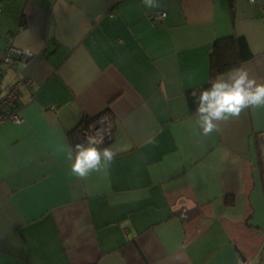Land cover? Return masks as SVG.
I'll return each mask as SVG.
<instances>
[{
    "label": "crops",
    "instance_id": "1",
    "mask_svg": "<svg viewBox=\"0 0 264 264\" xmlns=\"http://www.w3.org/2000/svg\"><path fill=\"white\" fill-rule=\"evenodd\" d=\"M159 3L0 1V60L28 55L5 83L32 80L24 123L0 126V264H264V108L203 136L187 101L224 37L264 83V0ZM101 117L117 155L74 176L67 149Z\"/></svg>",
    "mask_w": 264,
    "mask_h": 264
},
{
    "label": "clouds",
    "instance_id": "2",
    "mask_svg": "<svg viewBox=\"0 0 264 264\" xmlns=\"http://www.w3.org/2000/svg\"><path fill=\"white\" fill-rule=\"evenodd\" d=\"M141 3L149 10L160 7L159 0H141ZM192 95L196 106L194 127L203 136L219 131L220 122L238 118L246 109L264 108V83L251 77L245 67H235L227 74H219L209 87ZM102 143L103 140L88 136L84 143L67 149L74 176L86 178L93 172L107 173L117 151L110 146L99 147Z\"/></svg>",
    "mask_w": 264,
    "mask_h": 264
},
{
    "label": "built area",
    "instance_id": "3",
    "mask_svg": "<svg viewBox=\"0 0 264 264\" xmlns=\"http://www.w3.org/2000/svg\"><path fill=\"white\" fill-rule=\"evenodd\" d=\"M249 1L255 3L256 0ZM1 13L2 10H0ZM166 16V13H157L154 18L164 19ZM27 57L28 55L24 51L15 47H9L4 51L2 61L0 62V126L6 123L15 125L24 123L22 116L23 104L20 93L24 87H29L32 84V80L23 78L6 84L4 76L11 71L15 61ZM112 127V122L109 117H101L83 129L80 135H78L77 140L79 143H84L88 136H93L98 141L103 140V143L98 145L101 147L113 139Z\"/></svg>",
    "mask_w": 264,
    "mask_h": 264
},
{
    "label": "trees",
    "instance_id": "4",
    "mask_svg": "<svg viewBox=\"0 0 264 264\" xmlns=\"http://www.w3.org/2000/svg\"><path fill=\"white\" fill-rule=\"evenodd\" d=\"M2 58L0 62L2 61ZM253 58H254V54L248 44V41L245 38L230 36V37L217 39L213 44L210 60H209V68H210L209 83L204 87L195 91H190L187 94L188 108L190 113L191 114L196 113V106L193 102L194 100L192 95L193 92H196L198 95L200 90H203L204 88L210 86V82L216 76H218L219 74H227L231 69L235 67H241L244 63L251 61ZM27 59L28 57L21 60H27ZM17 62L18 61H15L14 65H16ZM13 68L11 69V71L13 70ZM5 76H4V81H5ZM99 117L100 115L93 117L87 122L90 123Z\"/></svg>",
    "mask_w": 264,
    "mask_h": 264
},
{
    "label": "water",
    "instance_id": "5",
    "mask_svg": "<svg viewBox=\"0 0 264 264\" xmlns=\"http://www.w3.org/2000/svg\"><path fill=\"white\" fill-rule=\"evenodd\" d=\"M9 6V5H8ZM11 6V5H10ZM4 10L6 11V12H8V13H11L12 12V9H11V7H9V8H7L6 6L4 7ZM22 60H18V62H21ZM16 71H18V69H16ZM112 141V140H111ZM110 141V142H111ZM109 144V142L108 143H106L105 145H102L101 146V148H103V147H105L106 145H108Z\"/></svg>",
    "mask_w": 264,
    "mask_h": 264
}]
</instances>
